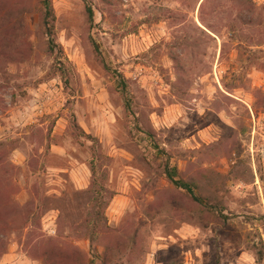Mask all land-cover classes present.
<instances>
[{"label":"rangeland","instance_id":"1","mask_svg":"<svg viewBox=\"0 0 264 264\" xmlns=\"http://www.w3.org/2000/svg\"><path fill=\"white\" fill-rule=\"evenodd\" d=\"M87 1L0 0V264H264V0Z\"/></svg>","mask_w":264,"mask_h":264},{"label":"trees","instance_id":"2","mask_svg":"<svg viewBox=\"0 0 264 264\" xmlns=\"http://www.w3.org/2000/svg\"><path fill=\"white\" fill-rule=\"evenodd\" d=\"M43 6L45 8V14H50L51 13V7H50V2L49 0H43ZM84 6H85V11H86V15L89 21H91L93 19V9L91 7V5L89 4V2L87 0H84ZM52 19V14H50V19H44L43 24H44V28L46 30L47 35L50 37L49 40V48L50 51H53V39H52V33H53V24L51 22ZM61 49V48H60ZM92 170V175L94 173L93 168ZM165 174L167 176L168 179L172 180L174 183L178 184L179 186L185 188L188 192H190L191 194H194L193 191V186L194 183L191 181H187V180H183L182 178L180 179H175L173 178V175L171 173L170 170H168L167 168L165 169ZM93 181V178H92ZM194 198L195 195H193ZM98 199L96 198L95 201H97ZM96 210H95V214H98V212H101V206L100 204L96 203ZM44 238H40V239H36L35 240V244L39 245L40 247L43 246L42 248H40V251L38 252V255L43 257L44 259V264H85L84 261L82 260V258H78L75 253H67L65 256L63 255H57V250L56 248L54 249L53 245H50V247H44L45 245L41 243V241ZM48 240V238L46 239ZM76 253H78V250L75 249ZM106 255L105 251H104V256ZM58 259L59 263H57L56 260Z\"/></svg>","mask_w":264,"mask_h":264}]
</instances>
